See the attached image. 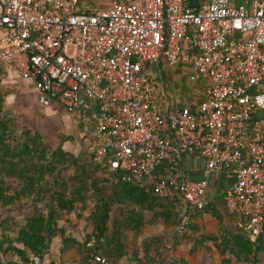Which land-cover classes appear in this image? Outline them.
I'll list each match as a JSON object with an SVG mask.
<instances>
[{
	"label": "built area",
	"instance_id": "2783aa9c",
	"mask_svg": "<svg viewBox=\"0 0 264 264\" xmlns=\"http://www.w3.org/2000/svg\"><path fill=\"white\" fill-rule=\"evenodd\" d=\"M179 64L203 81L194 112L158 93L152 67ZM0 67L75 120L90 160L122 181L198 154L232 180L233 228L264 241V0H0ZM170 187L184 214L207 209V180L154 192Z\"/></svg>",
	"mask_w": 264,
	"mask_h": 264
},
{
	"label": "trees",
	"instance_id": "16d2710c",
	"mask_svg": "<svg viewBox=\"0 0 264 264\" xmlns=\"http://www.w3.org/2000/svg\"><path fill=\"white\" fill-rule=\"evenodd\" d=\"M4 74V68L0 67V76ZM7 96L8 92L0 83V210L7 212L0 215V224L6 226L0 240V254L2 257L9 253L16 256L15 261L3 264H34L35 259L44 258L58 236L62 240L60 254L69 245L83 248L84 252L80 261H62L61 264H86L92 254L104 256L108 261L118 260L126 249L125 232L137 234L143 226L158 219L171 229L174 238L185 204L173 187L156 193L154 185L172 176L182 179L178 160L163 162L148 178L122 181L118 172L111 171L106 164L81 161L68 151L64 144L70 142L72 136L62 137L56 147H51L36 131L24 127L17 132L14 119L5 109ZM189 110L194 112L195 109ZM18 203L29 208V216L23 224L14 222L11 236L7 233L11 231L6 225L10 220L8 212ZM89 203L92 209L87 220L92 229L81 244L64 236L60 222L77 207L80 212L85 211ZM200 212L194 210L185 214L187 220L174 245L189 240L194 243L190 250L193 253L210 242L224 264H260L257 255L264 241H252L241 230L219 228L216 234L197 237L198 227L194 220ZM142 251L145 264H168L161 256L159 239L145 240ZM169 264L187 263L174 259Z\"/></svg>",
	"mask_w": 264,
	"mask_h": 264
},
{
	"label": "rangeland",
	"instance_id": "374dc122",
	"mask_svg": "<svg viewBox=\"0 0 264 264\" xmlns=\"http://www.w3.org/2000/svg\"><path fill=\"white\" fill-rule=\"evenodd\" d=\"M152 71L159 75L155 81L162 100L164 93L173 106H187L186 102L190 104L193 102L197 103L200 100L203 92V81L199 80L196 83L189 81L188 70L178 68L177 66L169 68L166 65H162L161 68L153 66ZM0 83L2 88L8 92L5 109L8 116L14 119L17 132H19L20 128L24 127L36 131L43 137L44 142L51 147H56L62 137L72 136V140L65 143L64 147L81 161L90 163L88 155L89 139L81 138L82 128L80 126L76 131L72 125L66 124L70 120L67 119V114L62 109L53 108L51 110L54 112V115L48 114V110L39 106L37 92L27 88L25 80L20 82L1 75ZM162 87L165 89V92L162 90ZM78 208L75 212L64 215L60 224L64 230V236L83 244L86 236L92 229L89 220H87L92 209V203H89L88 208L83 212H80ZM6 213L5 210H0L1 216H4ZM8 216L10 220L6 225L10 226L11 231L9 229L7 233L12 236V230L15 227L14 222L16 224L25 223L26 218L29 216V208L24 203H18L10 209ZM5 227L0 224V240ZM56 240L55 244L60 245L62 242L61 238L58 236ZM82 249L69 245L66 248L64 247L63 254H60L59 250V255L64 262L80 261L84 253ZM15 260L16 256L13 254L9 253L3 257L0 254L1 264Z\"/></svg>",
	"mask_w": 264,
	"mask_h": 264
},
{
	"label": "crops",
	"instance_id": "0c3cea01",
	"mask_svg": "<svg viewBox=\"0 0 264 264\" xmlns=\"http://www.w3.org/2000/svg\"><path fill=\"white\" fill-rule=\"evenodd\" d=\"M177 67L181 68L180 64L177 65ZM3 77L12 78L20 82L23 80L21 78H18L17 76H14L12 73L6 70ZM26 81L27 80H25V84L27 85L26 87L34 90L33 84L30 81ZM202 99L203 92L201 94L200 100L197 103L202 101ZM197 103L193 102L189 104L188 102H186V105L189 108L195 109ZM46 110L49 111L48 114L54 115V112L51 109ZM67 119H69L70 121H68L66 124L72 125V127L77 131V128H79V126L76 121L70 118L68 115ZM82 136L83 135L81 134V138ZM90 138H87V140H90ZM177 165L180 173L179 177H181L182 179L192 181L204 179L208 182L206 193L208 199V207L205 211L200 212L199 216L194 220V224H196L198 227L196 236L198 237L201 235L216 234L219 228L225 231H234L235 229L232 226L231 217L224 201V195L230 188L232 180L230 178H227L222 173H210L207 170L203 159L196 153L182 155L181 158L178 159ZM173 178L177 179L176 177ZM180 216H182V222L180 226H178L177 222L174 238L171 235V229L165 226L160 219L143 226L142 230L137 234L133 233L132 231L125 232V239H123V241L126 245V249L124 251V255L118 260H109L108 264H145L142 244L145 240H148L150 238L159 239L162 252L161 256L166 259L168 264L171 263L174 259H182L187 264H224L215 246L210 242L204 243L193 253H190V250L194 246V243L189 240H181L179 244L174 245L180 234L181 226L185 224L187 220L184 214V210H182ZM177 229H179L178 234L176 233ZM56 239L57 237L53 239L50 249L47 251L44 258L40 260L39 264H61L62 258L59 255V250L62 246V242L60 245L55 244V241H57ZM173 245L174 247H172ZM257 257L260 260V264H264V245L263 249L258 253ZM229 264L248 263L231 262Z\"/></svg>",
	"mask_w": 264,
	"mask_h": 264
},
{
	"label": "water",
	"instance_id": "95a60500",
	"mask_svg": "<svg viewBox=\"0 0 264 264\" xmlns=\"http://www.w3.org/2000/svg\"><path fill=\"white\" fill-rule=\"evenodd\" d=\"M178 226H180L181 225V222H182V216H180L179 218H178ZM176 233L178 234L179 233V229H177L176 230Z\"/></svg>",
	"mask_w": 264,
	"mask_h": 264
}]
</instances>
